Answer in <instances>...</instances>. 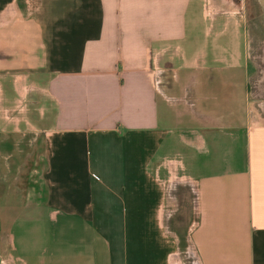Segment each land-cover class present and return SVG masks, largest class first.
<instances>
[{
	"label": "crops",
	"instance_id": "1",
	"mask_svg": "<svg viewBox=\"0 0 264 264\" xmlns=\"http://www.w3.org/2000/svg\"><path fill=\"white\" fill-rule=\"evenodd\" d=\"M192 1L0 0V264H264V34Z\"/></svg>",
	"mask_w": 264,
	"mask_h": 264
},
{
	"label": "rangeland",
	"instance_id": "2",
	"mask_svg": "<svg viewBox=\"0 0 264 264\" xmlns=\"http://www.w3.org/2000/svg\"><path fill=\"white\" fill-rule=\"evenodd\" d=\"M246 1L193 0L191 6L184 12L182 18H179V21L186 23L188 27L202 28L205 31L218 26L228 28L230 33L223 36L217 43H219L220 49L236 52L237 54L243 49L245 40L248 41V32L253 31L254 34L257 32V37H262V34H264V0ZM171 20L173 24H177V18ZM214 36L215 34H212L211 38ZM208 41L209 46L207 48L211 52L212 39ZM256 52L259 53L260 50ZM256 61L259 63L258 70H262L263 73L262 75L257 73L254 77H264V65L261 60ZM259 94L260 97L252 98V101L254 109L263 116L262 120H264V83H261Z\"/></svg>",
	"mask_w": 264,
	"mask_h": 264
},
{
	"label": "flooded vegetation",
	"instance_id": "3",
	"mask_svg": "<svg viewBox=\"0 0 264 264\" xmlns=\"http://www.w3.org/2000/svg\"><path fill=\"white\" fill-rule=\"evenodd\" d=\"M243 1L247 2L246 0H243ZM250 1H252V0H250ZM263 38H264V35H263ZM263 54H264V51H263ZM262 64L264 65V60H262Z\"/></svg>",
	"mask_w": 264,
	"mask_h": 264
}]
</instances>
